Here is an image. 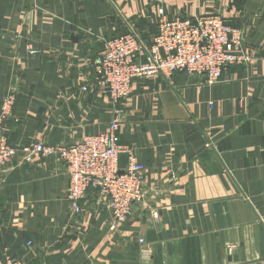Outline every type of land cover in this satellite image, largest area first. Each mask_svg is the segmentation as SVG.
<instances>
[{"label":"crops","instance_id":"crops-1","mask_svg":"<svg viewBox=\"0 0 264 264\" xmlns=\"http://www.w3.org/2000/svg\"><path fill=\"white\" fill-rule=\"evenodd\" d=\"M160 10L223 15L246 30L252 61L211 85L189 73L133 80L119 136L146 168L145 198L121 222L94 194L72 217L61 157L19 152L0 169V264L6 251L30 264H264V0H0L11 144L75 147L104 133L112 107L91 65L129 27L151 44Z\"/></svg>","mask_w":264,"mask_h":264},{"label":"built area","instance_id":"built-area-1","mask_svg":"<svg viewBox=\"0 0 264 264\" xmlns=\"http://www.w3.org/2000/svg\"><path fill=\"white\" fill-rule=\"evenodd\" d=\"M159 15L157 33L151 44H145L129 27L126 33L104 40L102 55L91 65L98 82L106 88L112 107L113 118L104 133L86 137L75 147L37 144L18 149L9 138L17 93H7L0 107V169L19 152L24 154L25 161L35 156L61 157L72 217L81 216L82 202L94 194L107 201L116 221L125 220L132 206L145 198L143 176L146 168L137 162L129 146L120 144L119 136L121 105L130 96L133 80L160 75L172 84L177 73H189L205 76L206 83L211 85L224 70L244 67L252 61L245 51L246 30L226 23L223 15L169 19L163 10ZM206 146L213 147L212 143ZM121 155L127 157L123 170L119 167ZM143 243L141 240L140 244ZM33 246L32 241L26 243L29 250ZM1 264L30 263L12 258L6 251Z\"/></svg>","mask_w":264,"mask_h":264}]
</instances>
